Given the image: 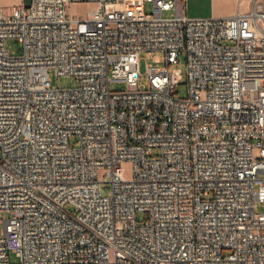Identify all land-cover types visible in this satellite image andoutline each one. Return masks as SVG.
I'll list each match as a JSON object with an SVG mask.
<instances>
[{
	"label": "built area",
	"instance_id": "built-area-1",
	"mask_svg": "<svg viewBox=\"0 0 264 264\" xmlns=\"http://www.w3.org/2000/svg\"><path fill=\"white\" fill-rule=\"evenodd\" d=\"M183 2L0 7V264H264V5ZM150 53L164 66L142 74Z\"/></svg>",
	"mask_w": 264,
	"mask_h": 264
},
{
	"label": "rangeland",
	"instance_id": "rangeland-1",
	"mask_svg": "<svg viewBox=\"0 0 264 264\" xmlns=\"http://www.w3.org/2000/svg\"><path fill=\"white\" fill-rule=\"evenodd\" d=\"M21 0H0V7L7 11L11 6L17 5L20 3ZM24 5H28L29 0H22ZM91 8V5L86 3H72L70 4L66 10L70 16H83L88 9ZM146 11H150L151 6L150 4L146 3L145 5ZM163 17H169L172 15L171 11H164L162 13ZM5 48L9 54L17 55L21 51V44L14 38H7L5 41ZM148 63L155 67H163L164 61L160 57L158 53H150V54H143L140 59L139 70L143 74L145 71V64ZM177 67L184 71V62L183 58L177 64ZM48 87L49 88H69L76 85V80L69 75H57L53 68L48 70ZM139 84H143L145 86L148 85V82L145 78H140L138 81ZM127 87L125 81H111L109 84V88L111 91H123ZM176 93L175 96L177 97H185L187 94L186 84L184 79L177 81L176 84ZM71 144H74V139L70 140ZM158 153V149L153 148L151 150V154L155 155ZM1 155V150H0ZM103 173L100 172V175ZM256 212H264V205L260 203H256ZM7 214L5 212H0V233L2 231V219L6 218ZM142 219V215L139 216V220ZM10 264H19L18 259L11 254L9 257Z\"/></svg>",
	"mask_w": 264,
	"mask_h": 264
},
{
	"label": "crops",
	"instance_id": "crops-1",
	"mask_svg": "<svg viewBox=\"0 0 264 264\" xmlns=\"http://www.w3.org/2000/svg\"><path fill=\"white\" fill-rule=\"evenodd\" d=\"M264 0H184V13L194 18H225L249 13Z\"/></svg>",
	"mask_w": 264,
	"mask_h": 264
}]
</instances>
